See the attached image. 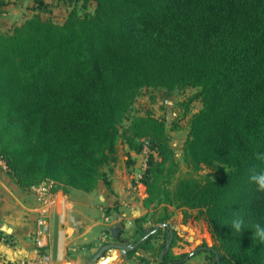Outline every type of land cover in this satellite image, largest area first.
Masks as SVG:
<instances>
[{"label":"trees","instance_id":"trees-1","mask_svg":"<svg viewBox=\"0 0 264 264\" xmlns=\"http://www.w3.org/2000/svg\"><path fill=\"white\" fill-rule=\"evenodd\" d=\"M12 1L0 0V9ZM93 1L92 13L72 10L56 23L51 3L35 0L31 16L0 32V159L9 176L24 191L44 181L64 192L110 188L107 168L125 145L129 155L146 154L142 206H163L158 224L171 218L168 207L196 211L220 264H264L252 227L264 225V194L248 179L264 170L256 159L264 153V0ZM144 88L197 91L185 104L201 102L183 146L185 174L165 121L129 116ZM204 168L214 174L197 177ZM236 217L246 224L239 234ZM145 221L135 220L139 239ZM158 233L127 259L153 262ZM180 237L174 232L157 264H182L170 261Z\"/></svg>","mask_w":264,"mask_h":264},{"label":"crops","instance_id":"crops-1","mask_svg":"<svg viewBox=\"0 0 264 264\" xmlns=\"http://www.w3.org/2000/svg\"><path fill=\"white\" fill-rule=\"evenodd\" d=\"M0 11H3V17L13 12L6 7ZM2 16L0 22L4 23L6 18ZM112 178L115 180V195L103 182H99L92 192L85 193L76 189L64 192L62 187L53 182L44 181L37 186H47L49 191L40 197L33 188L29 191L20 189L0 159V264H39L40 253L48 256V264H85L98 251L95 245L101 241L102 235L105 237L107 231L111 237L109 229L113 226L119 227V243L124 244L126 241L118 222L126 220L125 225H129L130 220L126 219L124 212L120 216L108 215L107 212L116 205V201L124 198L126 185H120L123 183L120 178L125 179L126 176L113 174ZM144 194L145 190L141 205ZM122 204L126 205V202ZM39 218H43L48 226L47 247L43 252L38 251L34 243L36 221ZM108 218L114 219L113 224L108 222ZM110 239L107 244L113 242ZM135 255L146 254L138 250ZM103 256L105 262L102 264H133V260L121 257L119 251H107ZM150 264H153L152 260ZM184 264L207 262L202 259V263L191 261Z\"/></svg>","mask_w":264,"mask_h":264},{"label":"rangeland","instance_id":"rangeland-1","mask_svg":"<svg viewBox=\"0 0 264 264\" xmlns=\"http://www.w3.org/2000/svg\"><path fill=\"white\" fill-rule=\"evenodd\" d=\"M34 1L35 0H13L8 6H6L7 10H12L13 12L10 11L11 14L7 15L6 17H3L1 15L3 11H0V17L2 16V18H6L4 23L0 22V32L9 31V29L16 25H20L24 19L31 16V8L34 7ZM45 1L51 3V17L56 23H62L72 10L82 14L92 13L95 9V3L93 0ZM1 9L3 10V8ZM196 92L197 91L194 88H186L178 92H168L161 89L144 88L134 101L129 114V116H134L144 115L145 113L149 112L165 121L166 129L170 138V145L174 152V159L179 164L181 174L188 172L187 167L182 161V152L184 142L188 134L189 120L191 119V116L198 112L201 108V102L198 99H194L189 104V106H187V108L185 104L187 100L195 96ZM186 109L188 110L187 112ZM126 125L127 121L123 123V127ZM145 159V153H131L129 155L127 146L120 144L118 148V161L110 168H107L108 171L110 170L109 180H111V187L108 189H110L112 195H115V192L113 191L115 183V180L112 178L113 174H117L118 176L119 174L126 176L125 179L120 178L121 182H123L120 185H126L124 189V198H120L121 200L119 199L116 201V205L113 208H110L109 212H107L108 215L112 214L115 216H120L121 213L124 212L126 213V219L130 220L131 223H129V225H125L126 220L118 222L121 232L124 236V241H126L124 244H133L137 239H139L141 234L137 233L135 226V220L137 218L145 216L146 221L142 223V227L144 230L147 229L148 231H151L158 225L156 222L157 216L162 212L163 208L162 205H157L145 209L140 204L145 188L141 182H139V175H141V172L144 170L143 164ZM213 174L214 171L212 169L204 168L197 173V177L204 178L205 176H212ZM116 196L119 198L117 193ZM131 198L134 199L132 200ZM122 202H126V205H123ZM168 208L173 219L171 218V221L169 219L166 223H171L173 226H176L178 230L177 233L179 234V237L181 236V239L178 238L171 249L170 261L181 262L182 264L191 261L202 263L203 259L207 262V264H214L216 259L213 258L212 254L208 253L207 251L198 249L194 256L188 258L187 260L181 255L183 253L190 254L199 246L213 248L216 245L209 227L203 217L197 216L196 211L175 209L173 207ZM179 214H182L183 217H180ZM188 215L190 216L189 218H187ZM108 219V222L113 224L114 219ZM157 231H159V233L157 234V238L154 241V252L156 256L153 258V264H157V260L159 259L160 253L156 254L158 245L163 244V242L166 244L167 240L169 239V233L166 228H160ZM105 237L106 241L104 243L96 242L95 246L98 250L101 248V246L107 244V240L111 238L107 231ZM113 242L119 243V238Z\"/></svg>","mask_w":264,"mask_h":264},{"label":"water","instance_id":"water-1","mask_svg":"<svg viewBox=\"0 0 264 264\" xmlns=\"http://www.w3.org/2000/svg\"><path fill=\"white\" fill-rule=\"evenodd\" d=\"M160 228H166L168 230V233H169V239L165 245V248H164V250H162L160 252V255H159V261L161 262L164 254L170 249V246H171L173 239H174L175 230H176V232H178L177 227L173 226L171 223H169V224L160 223L150 232H147L148 230H146L147 233L142 238H140L138 241H136L133 244H120L117 242L105 244V245L101 246V248L94 254V256L85 264H102L103 262H105L104 260H102L104 257L103 255L107 251H113L114 253H115V251H119L120 256L125 258L128 252L135 251L136 248L138 247V245L143 240H145L150 234L156 232ZM109 232L111 234V238L113 241H116L119 238L120 229L118 226L111 227L109 229ZM195 242H198V241H195ZM200 250L207 251V250H210V248L202 246L200 248ZM195 253H196V250L192 251L190 254H188L185 257V259L187 260L188 258L194 256ZM216 262H217V264H220L219 256H216Z\"/></svg>","mask_w":264,"mask_h":264},{"label":"clouds","instance_id":"clouds-1","mask_svg":"<svg viewBox=\"0 0 264 264\" xmlns=\"http://www.w3.org/2000/svg\"><path fill=\"white\" fill-rule=\"evenodd\" d=\"M256 159L264 161V153H257ZM248 179L249 182L255 186V190L258 193L264 194V170L257 171L255 168L251 169ZM230 226L236 234H239L242 229H246L245 221L240 217L233 219ZM252 227L254 228V238L264 243V225L256 223L252 225Z\"/></svg>","mask_w":264,"mask_h":264},{"label":"built area","instance_id":"built-area-1","mask_svg":"<svg viewBox=\"0 0 264 264\" xmlns=\"http://www.w3.org/2000/svg\"><path fill=\"white\" fill-rule=\"evenodd\" d=\"M145 168V160H144V164H143V169ZM36 193L40 196L43 197L49 190L47 188V186L44 185H39V186H34L32 187ZM106 221H108V219H105ZM48 234V226L46 221L43 218H39L36 221V228H35V232H34V243L36 248L38 249V251L43 252L46 247V237ZM106 237H103L101 239V243H104ZM49 258L48 256H46L43 253H40V257L38 259V263L39 264H48L49 263Z\"/></svg>","mask_w":264,"mask_h":264},{"label":"flooded vegetation","instance_id":"flooded-vegetation-1","mask_svg":"<svg viewBox=\"0 0 264 264\" xmlns=\"http://www.w3.org/2000/svg\"><path fill=\"white\" fill-rule=\"evenodd\" d=\"M147 232H150V231H147ZM202 246H199L197 249H196V251H198V249L200 250V248H201ZM204 247V246H203Z\"/></svg>","mask_w":264,"mask_h":264}]
</instances>
